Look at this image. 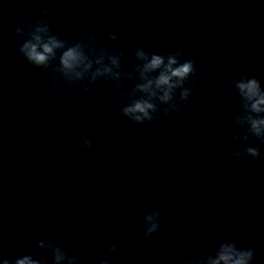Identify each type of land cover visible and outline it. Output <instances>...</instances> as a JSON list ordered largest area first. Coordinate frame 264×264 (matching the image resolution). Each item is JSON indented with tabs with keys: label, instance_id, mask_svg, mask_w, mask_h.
Masks as SVG:
<instances>
[{
	"label": "clouds",
	"instance_id": "obj_1",
	"mask_svg": "<svg viewBox=\"0 0 264 264\" xmlns=\"http://www.w3.org/2000/svg\"><path fill=\"white\" fill-rule=\"evenodd\" d=\"M43 15L46 17L48 11ZM18 36L23 35L20 27L16 28ZM118 34H110L108 39L115 41ZM95 39L92 36L85 40H78L69 45L66 40L60 39L53 34L49 23L40 20L34 26H30L28 38L24 40L19 48V53L32 65L38 68L51 70L56 75L53 81L57 87H61L57 76L63 78L64 85L70 86L76 82L87 81L82 89L87 92L92 99H96L95 92L91 85L104 78L112 81L117 89L123 88V80L137 81L130 93L132 98L121 109V115L127 117L136 124H144L154 119V114L160 111L159 105H167L163 108V114L169 115L171 112L179 110V102L174 99L176 90L179 89V101L187 102L191 95V88L184 87L190 76H194L196 68L192 60L180 62L178 59L180 52L169 53L166 56L154 52H147L140 45L134 48L135 60L137 63L133 72H125L122 69L121 57L123 52L115 54L109 49L101 48L97 50L93 45ZM59 52V56H57ZM58 65L51 67V62L57 60ZM135 73V75H134ZM157 73L156 75H152ZM234 87L241 101L243 111L234 116V124L245 128L244 140L249 136L255 137L261 144H264V89L260 81L255 77H241L234 81ZM62 93H66L67 88L61 87ZM139 97H137V94ZM111 95V93H109ZM194 119H199L195 113H190ZM239 139V136L234 137ZM81 144L85 148H90V139L81 136ZM258 158L260 151L256 147L246 146L242 152H234L233 156L241 158L243 156ZM41 218L45 213H41ZM160 212L155 211L144 217L145 230L144 239L150 244L153 234L159 231ZM37 246L44 249L53 259V264H76L77 257L69 256L63 248L44 240L37 241ZM116 251V246L112 245L108 249L109 255ZM254 248H238L234 241L225 240L215 251L216 259H212L207 252L200 256H207L208 264H251L254 258ZM2 264H44V253L39 259L31 255H23L14 259L4 258ZM100 264H109L107 259L101 260ZM184 264H203L199 259L186 260Z\"/></svg>",
	"mask_w": 264,
	"mask_h": 264
}]
</instances>
